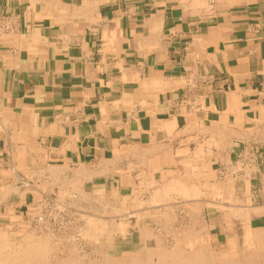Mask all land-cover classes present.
I'll return each instance as SVG.
<instances>
[{
	"label": "crops",
	"instance_id": "0c3cea01",
	"mask_svg": "<svg viewBox=\"0 0 264 264\" xmlns=\"http://www.w3.org/2000/svg\"><path fill=\"white\" fill-rule=\"evenodd\" d=\"M63 3L34 17L0 0V218L35 220L52 194L129 198L185 214L182 243L241 247V264L258 246L264 264V0ZM138 222L124 236L140 250L158 230Z\"/></svg>",
	"mask_w": 264,
	"mask_h": 264
},
{
	"label": "rangeland",
	"instance_id": "374dc122",
	"mask_svg": "<svg viewBox=\"0 0 264 264\" xmlns=\"http://www.w3.org/2000/svg\"><path fill=\"white\" fill-rule=\"evenodd\" d=\"M14 1L16 6L19 5V7L22 8L21 11H23L24 9L27 14L29 12L30 14L34 15V17L47 15L53 12H55L60 17H63V12L64 10L67 9V5L63 3L65 0H33V2L32 0H14ZM208 177L209 176L202 174L192 175V179L195 181L194 184L203 183V181L207 180ZM201 186L202 184H200V187ZM161 190L158 189L155 191L156 193L153 192L151 196L152 201L154 202L155 198L157 197H158L157 198L158 201L159 200L162 202L172 201L171 200L172 197L170 195L171 193H169V191L165 192L166 190L165 191L163 190L161 191ZM178 191H179L177 192L178 196L189 199L203 194V191L201 193L198 188L190 189V190H178ZM205 192L214 193L216 191L205 190ZM218 193L219 191H217V193L215 194ZM116 194H117L116 192H112L110 194V199L117 200L118 196ZM53 196L56 197L53 194L47 195V198H49L46 200L47 204L40 206V210H42V212H40V214H38V216L35 217V220L33 219L29 220L27 215L25 214L22 215L19 213H16L18 215L16 214L13 215L11 217L12 219L0 218V239L13 240L15 243L11 241L12 243H10V245L13 244L12 245L13 248L14 247L18 248L19 245L20 246L24 245V243L28 240L26 238L22 239L23 236L26 237L29 234H33L35 236H38V238L35 239L39 241L41 240L39 239L40 236L45 238L47 237L46 247L49 248L48 251L49 256L47 255V260L51 263H59V261L62 263L63 261L65 263H68L67 257L71 258L72 256L71 258L72 264H77V263L102 264L104 262V259L106 261L105 262L106 264H112L113 261H116L119 264L120 263L121 264H126V263L127 264H141V263L157 264L159 262L157 250H162V246L160 245H163L164 247L166 245L173 246L174 242H176V244H174L173 247L167 249L166 247L164 248V252L166 254L170 253V251L175 252V250H182L183 248L192 251L197 247L199 248V251L203 250L202 252H200V256L202 257L204 256L203 258L205 264L206 263L208 264L209 262H210L209 264H213L215 262H216L215 264H219L220 257L222 258L220 264H241L242 261L244 260V257L247 256V254L244 253L245 252L244 249H241V247H239L240 249H237L236 251L234 250V252L230 255L217 254L216 252H214L216 250H214L213 248L204 247L205 246L204 239L201 237L187 238V240L184 239L183 240L184 242L182 243L181 241L182 239L178 237L176 238V236L178 235L176 233L179 232L178 230L184 229L183 224L187 221V217L185 214L182 213L180 214L173 213L171 211L172 208L167 205L153 207L152 205L149 204V202L134 205L128 203L129 201L128 198V200H126L127 201L126 205L111 204L109 206L97 205V207L96 206L85 207V206L66 204L64 200H60L61 201L60 202L58 199L56 200ZM146 196L149 197L148 194ZM93 220L95 221L97 220L100 224L99 223L96 224V222L93 223L94 222ZM138 221L146 223V224L144 223L145 224L144 228L147 231L158 230V232L156 231V233H154L155 240H152L153 243L150 242L149 240L150 238L146 235V238H144L146 240L144 241L145 242L144 244H146L145 246L147 248L145 249L142 248L140 250H138L140 246H138L136 243L131 248L128 241H126L127 240L126 237L124 236L128 231H131V229H133L136 224L137 225L140 224ZM94 224H96V226L99 227L97 228L95 226L96 228L95 227L92 228ZM99 228L101 229L100 231ZM144 228L143 226H141V229ZM87 229H88V234L90 233L89 235L87 234L86 231ZM168 231L173 233V238L169 239L168 237H165V235L169 233ZM158 233L162 235H159L160 237L157 236L156 238V234ZM6 236H8V238H6ZM10 237H12L13 239L12 238L10 239ZM156 239L159 240V245ZM123 241H125V243H123ZM151 244L152 245L157 244V245L154 248H151L152 249L151 250L148 248L149 246H151ZM244 245L250 247V245L252 244L247 242L246 240ZM260 250L261 247L258 246L254 247V264H261L260 262L261 254L258 253V251ZM152 251L154 254L152 253ZM147 253H149V255H146ZM202 253L204 255H202ZM154 255L155 257H157L156 260ZM175 255L182 257L183 255L187 256L189 254L175 253ZM136 259L138 262L139 260L142 262L138 263L136 262ZM133 260H135V262Z\"/></svg>",
	"mask_w": 264,
	"mask_h": 264
},
{
	"label": "bare ground",
	"instance_id": "6f19581e",
	"mask_svg": "<svg viewBox=\"0 0 264 264\" xmlns=\"http://www.w3.org/2000/svg\"><path fill=\"white\" fill-rule=\"evenodd\" d=\"M33 2V0H32ZM33 9V8H32ZM44 10V9H43ZM69 16V15H68ZM34 33V32H33ZM51 169V168H50ZM104 170V169H103ZM52 173V172H51ZM52 175V174H51ZM51 180V179H50ZM196 187V186H195ZM135 190V189H134ZM153 191V190H152ZM65 192V191H64ZM196 194V193H195ZM96 197V196H95ZM158 198V197H157ZM132 199V198H131ZM113 201V200H112ZM77 202V201H76ZM139 202V201H138ZM156 203V202H155ZM78 204V203H77ZM93 204V203H92ZM138 205V203H137ZM97 207V206H96ZM229 208V207H228ZM126 210V209H125ZM230 210V208H229ZM33 211V210H32ZM99 211V210H98ZM113 211V210H112ZM235 211V210H234ZM246 212V211H245ZM42 218V217H41ZM40 218V219H41ZM44 218V217H43ZM39 221V220H38ZM96 224L99 223L97 220H93ZM92 223V222H91ZM96 224H94V226H92V228H94L96 226ZM100 224V223H99ZM97 227V226H96ZM95 227V228H96ZM99 227V226H98ZM97 227V228H98ZM90 229V228H88ZM88 229L86 230L87 231V234H88ZM5 230V229H4ZM98 230V229H97ZM101 229L99 228V231ZM85 231V229H84ZM80 232V231H79ZM95 233V232H94ZM99 233V232H98ZM90 234V233H89ZM88 234V235H89ZM28 235V234H27ZM96 235V234H95ZM3 236V235H2ZM1 236V237H2ZM92 236H93V233H92ZM4 238V237H3ZM6 238H8V236H6ZM12 237H10L11 239ZM28 239L24 245H19L18 248H13L12 245H10V243L14 242L13 240H6V239H0V264H64L65 262L63 261L59 263H51L47 260V255H48V251H49V248L46 247V239L47 237H39V239H41L40 241L35 239V238H38V236H35L33 234H29L28 236L26 237H22V239ZM157 238V236H156ZM187 238V237H186ZM13 239V238H12ZM198 239V238H197ZM15 240V239H14ZM150 240V239H149ZM158 241V245H159V240L156 239ZM195 240V238H194ZM12 241V242H11ZM17 241H20V240H17ZM198 241V240H197ZM152 242V241H151ZM15 243V242H14ZM153 243V242H152ZM19 244V243H18ZM189 244H190V241H189ZM188 244V245H189ZM15 245V244H14ZM146 245V244H145ZM190 246V245H189ZM188 246V247H189ZM6 247V249H5ZM155 247V246H154ZM159 247V246H158ZM144 248V247H142ZM147 248V247H146ZM96 249V248H95ZM104 249V248H103ZM141 249V248H140ZM151 249V247L149 248ZM167 249V248H166ZM152 250V249H151ZM95 251V250H94ZM158 251V252H157ZM157 254H158V263L157 264H205L204 262V256H200V251L197 252V253H187L189 255L187 256H182V257H179L177 255H175V253H185L184 251L182 250H176L175 252H171L166 254L162 248V250H157ZM180 251V252H179ZM203 251V250H202ZM201 251V252H202ZM90 252V251H89ZM151 252V251H150ZM52 253V252H51ZM50 253V254H51ZM73 253V252H72ZM92 253V251H91ZM95 253V252H94ZM103 253V252H102ZM153 253V251H152ZM205 253V252H204ZM138 254V253H137ZM154 254V253H153ZM207 254V253H206ZM68 255V254H67ZM76 255V254H75ZM104 255V254H103ZM131 255V254H130ZM146 255H149V253H147ZM175 255V256H173ZM202 255H204L202 253ZM49 256V255H48ZM121 256V255H119ZM112 257V256H111ZM136 257V256H135ZM155 257V255H154ZM223 257V256H222ZM50 258V257H49ZM72 258V256H71ZM67 257V260H68V263H65V264H72V259ZM94 258V257H93ZM119 258V257H118ZM130 258V257H129ZM128 258V259H129ZM137 258V257H136ZM140 258V257H139ZM157 257H155V260H156ZM209 258V257H208ZM71 259V260H70ZM121 259V258H120ZM131 259V258H130ZM138 259V258H137ZM136 259V262H138ZM64 260V259H63ZM93 260V259H92ZM124 260V259H123ZM142 260V259H141ZM218 260V259H217ZM222 258L220 257V262H221ZM122 261V260H121ZM127 261V260H126ZM125 261V262H126ZM135 262V260H133ZM209 261V259H208ZM206 261V262H208ZM53 262V261H52ZM80 262V261H79ZM100 262V261H99ZM105 259H104V262L102 264H106L105 263ZM124 262V261H123ZM122 262V263H123ZM139 262H142L139 260ZM138 262V263H139ZM214 262V261H213ZM212 262V263H213ZM224 262V261H223ZM77 263V262H76ZM82 263V262H81ZM89 263V261H88ZM96 263V262H95ZM101 263V262H100ZM131 263V262H130ZM210 263V262H209ZM208 263V264H209ZM216 263V262H215ZM213 263V264H215ZM78 264V263H77ZM112 264H119L118 262L116 261H113ZM121 264V263H120ZM127 264V263H126ZM142 264V263H141ZM148 264V263H147ZM153 264V263H152ZM207 264V263H206ZM220 264V263H219Z\"/></svg>",
	"mask_w": 264,
	"mask_h": 264
}]
</instances>
